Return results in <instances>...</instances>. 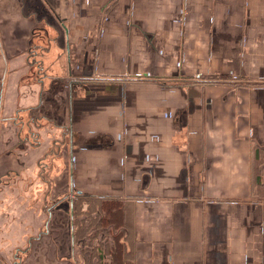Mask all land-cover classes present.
I'll list each match as a JSON object with an SVG mask.
<instances>
[{
	"label": "crops",
	"instance_id": "crops-1",
	"mask_svg": "<svg viewBox=\"0 0 264 264\" xmlns=\"http://www.w3.org/2000/svg\"><path fill=\"white\" fill-rule=\"evenodd\" d=\"M68 191L127 263L264 264V0H0V264Z\"/></svg>",
	"mask_w": 264,
	"mask_h": 264
},
{
	"label": "trees",
	"instance_id": "trees-1",
	"mask_svg": "<svg viewBox=\"0 0 264 264\" xmlns=\"http://www.w3.org/2000/svg\"><path fill=\"white\" fill-rule=\"evenodd\" d=\"M75 195L76 197L72 203L74 237L82 238L85 240L86 234H89V227L95 226V229L92 230L94 231V234L96 236L94 237L97 238L98 235L101 234V236L98 237L97 240L100 241L102 238V241L106 240L107 242L109 240L111 244L108 247L107 244L101 246L100 242H98L97 244L93 243L92 249L94 253L96 254V251H98V255L100 256V258L103 257L104 259L108 258L114 260L115 262L112 261V263L114 264H130L123 261V253L125 252V249L120 242V238L118 237L119 235L114 236L112 240L108 239L106 236L107 224L112 223V217L110 216V214L112 216H116L117 213H120V210L115 207L116 204L114 202L116 201L109 202L105 199L106 197H104V199H99V197L91 196L77 191H75ZM113 209H115L114 212ZM82 215H84L85 218H83ZM91 237L92 235L89 236V238ZM125 256L127 258L129 257V254L126 253Z\"/></svg>",
	"mask_w": 264,
	"mask_h": 264
},
{
	"label": "rangeland",
	"instance_id": "rangeland-1",
	"mask_svg": "<svg viewBox=\"0 0 264 264\" xmlns=\"http://www.w3.org/2000/svg\"><path fill=\"white\" fill-rule=\"evenodd\" d=\"M41 15H43V14H41ZM52 16L53 15H51V18H52ZM48 19H50V16L48 17ZM36 22H37V20H36ZM51 33L55 34V30L51 29ZM35 171H36V169H35ZM29 175L32 179L31 174H29ZM33 177H34L35 181H37V179H36V178H38L37 174H35V176L33 175ZM36 185L34 186L33 194H34L36 201L39 202L40 207H41L42 202H43L42 201V191H40V187H36ZM82 216H83V218H85L84 215H82ZM57 221H60V220H57ZM85 223H86V221H85ZM94 229H95V226L89 227V234H86V236H85L86 237L85 238V244L81 241L82 238L74 237L72 239H67V241H69V244L67 245V248H66L67 252H68V256H69V250H70L69 249L70 241H72L73 242V248L72 247L71 248L74 249V251L76 253L77 260L80 259L81 263L83 262V260H81V254H82V256L84 255L85 259H86L83 262V264H109L110 262L107 260L108 258H105V259L103 257L100 258V256L98 255V251H96V254H95L93 249H92L93 243L97 244L98 242H100L101 246L106 244V240L102 241V238L100 241H97V238L100 237L101 234H99L98 237L95 238L96 236L94 234V231H92ZM90 235H92L91 238H89ZM50 237H51L50 238L51 254H45V252H43V248H42L41 253H40V250H38L39 252L37 251V254H33V253L27 254V253L23 252L25 250L24 247H19L20 253L17 252L14 255H12L11 260L14 259L13 262H15L16 264H28L29 262H31L29 264H33V262H34V264H58V261L60 260V258L63 257V254H61V253L63 251H65L66 249L64 250L63 248H61L62 252L58 251L56 254H54L53 253L54 247H55V250L59 249L58 244H59L60 240L58 237H52V235ZM91 245H92V247H90ZM71 246H72V243H71ZM70 252H71V250H70ZM34 253H36V251ZM32 260H33V262H32ZM66 264H72V263L70 261L69 262L67 261Z\"/></svg>",
	"mask_w": 264,
	"mask_h": 264
},
{
	"label": "flooded vegetation",
	"instance_id": "flooded-vegetation-1",
	"mask_svg": "<svg viewBox=\"0 0 264 264\" xmlns=\"http://www.w3.org/2000/svg\"><path fill=\"white\" fill-rule=\"evenodd\" d=\"M43 44H45V42ZM41 48H42V46H41ZM35 70H37V69H35ZM38 71L40 73H42V75H43V73L46 72V71H43V69H41V68ZM47 73L49 74V72H47ZM52 86L53 85H51V86L47 85L46 87H47V89L50 90V87L53 88ZM37 143H38L37 144L38 149L40 148V150H41L42 149L43 140H42V143L39 140L37 141ZM70 192L71 191H68L67 194L63 195L62 197H60V199L56 200L57 204H58V209H60V212L62 213V214H59V215H61V219H60L61 221H59L58 227H59V229H61L59 245L63 249L65 247H67V245L69 244V241H67V239L74 238V222H73V213H72V203L73 202H71L73 200H71V198L69 199V193ZM47 232L48 231H45V234H48ZM71 243H72V246H71ZM71 247L73 248V242L72 241H70L69 249L71 250V252L69 250V256H68V252L65 253V254L63 253V257L62 258L73 262V261H75V259L77 260V257H76V253H75L74 249H72Z\"/></svg>",
	"mask_w": 264,
	"mask_h": 264
},
{
	"label": "water",
	"instance_id": "water-1",
	"mask_svg": "<svg viewBox=\"0 0 264 264\" xmlns=\"http://www.w3.org/2000/svg\"><path fill=\"white\" fill-rule=\"evenodd\" d=\"M38 117L42 119V117H41V116H38ZM39 118H37V117H34V121H35V122H37V121L39 120Z\"/></svg>",
	"mask_w": 264,
	"mask_h": 264
}]
</instances>
